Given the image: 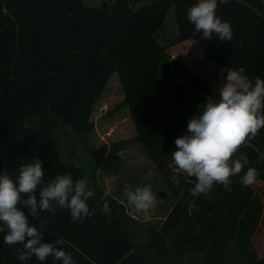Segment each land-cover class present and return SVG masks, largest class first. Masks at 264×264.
I'll return each mask as SVG.
<instances>
[{
	"label": "trees",
	"instance_id": "1",
	"mask_svg": "<svg viewBox=\"0 0 264 264\" xmlns=\"http://www.w3.org/2000/svg\"><path fill=\"white\" fill-rule=\"evenodd\" d=\"M139 2L111 0L88 8L81 0H0V174L6 171L15 181L20 166L36 157L43 162L45 185L69 173L74 182L86 179L83 167L62 162L52 137L57 126H62L86 143L93 132V107L113 74L122 89L119 106L128 110L133 139L163 171L176 150L175 139L187 132V125L173 124L155 104L160 67L169 68L167 46H161L157 38L171 5L178 26L172 44L192 39L214 68L243 67L247 78L264 79L262 0H217L216 15L233 30L230 42H219L215 34L211 41L201 39L202 33L194 32L187 10L198 0H152L135 10ZM193 78L218 100L217 90ZM259 143L260 147H240L233 157L245 155L249 163L231 178L233 200L226 202L224 214L215 207L219 201L197 196L191 217L176 211L179 202L159 229H140L111 196L106 197L110 213L102 211L105 191L93 178L87 180L93 190L87 204L95 214L82 221L73 222L68 209L57 208L55 214L40 212L41 226L27 208L22 211L30 225L40 228L44 241L62 239L57 247L70 254L75 264H229L224 249L234 242L235 249L239 248L243 239L248 246L260 221L259 196L240 183L249 167L258 169L257 180L264 182V134ZM105 147L94 150L95 156ZM185 185L190 192L193 184ZM218 186V192L225 190ZM36 195L39 198V189ZM179 228H186L187 233L194 230L196 236L175 234ZM6 234V229L0 231V264H41L34 256L23 262L17 259L19 246L4 244ZM252 253L250 264H264V257L257 260L254 252L248 255ZM43 264L62 261L49 257Z\"/></svg>",
	"mask_w": 264,
	"mask_h": 264
},
{
	"label": "clouds",
	"instance_id": "2",
	"mask_svg": "<svg viewBox=\"0 0 264 264\" xmlns=\"http://www.w3.org/2000/svg\"><path fill=\"white\" fill-rule=\"evenodd\" d=\"M217 7V0H198L187 10V18L195 25L194 32L202 33L201 39L211 41L215 34L219 42H230L233 38L231 24L216 15ZM244 72L243 67L227 71L226 82L218 90V100L209 96L203 112L188 121L186 134L175 139L176 150L171 153V158L176 174L171 179L179 187L180 176L195 178L194 187L190 189L194 197H207L216 184L231 191V178L240 174L249 163L247 156L233 159L234 155L264 128V79L255 77L253 81ZM42 164L36 157L31 163H23L15 181L6 171L0 174V222L7 233L3 243L10 247L18 245L17 259L22 262L34 256L41 264L49 257L62 264H75L70 254L57 247L63 240L44 241L40 228L30 225L22 208H27L41 226L44 220L40 212L55 214L57 208L68 209L73 222L82 221L95 214L87 204L93 190L87 179L74 182L70 173L57 175L43 184ZM259 175L258 169L249 167L240 177V183L251 186ZM38 189L39 198L36 195ZM124 194L137 213H148L156 207L157 200L150 186L135 190L125 186ZM110 195L105 191L101 197L105 213L111 211L106 199Z\"/></svg>",
	"mask_w": 264,
	"mask_h": 264
},
{
	"label": "rangeland",
	"instance_id": "3",
	"mask_svg": "<svg viewBox=\"0 0 264 264\" xmlns=\"http://www.w3.org/2000/svg\"><path fill=\"white\" fill-rule=\"evenodd\" d=\"M151 1L152 0H140V2L134 6V9L136 10L144 4H149ZM81 2L88 8H99L104 2L110 3L111 0H81ZM177 34L178 26L175 20V9L174 5H171L165 16L162 30L159 32L157 38L161 46H163L164 43L167 44L165 45L167 46L165 47V53L169 57V68L165 70L160 67L155 104L157 110L164 109L172 118H178L180 114L177 112L181 111V118L186 122L184 125H187L188 121L193 116L203 112L204 102L210 95L204 92L203 83L197 82L193 78L194 75L186 70L185 63L187 61L189 64L191 63L200 67V64L203 65L207 60L200 59L199 55L202 52L192 39L172 44V40ZM189 40L193 41L192 45L191 43H184ZM182 43L184 44L181 45ZM171 56H176V59L179 61L172 60ZM174 62L180 64L184 68L173 65ZM203 68L204 69L197 77L207 84L206 86L209 85L214 90H219L217 87L226 82L227 71L230 70H226L225 67L212 69L208 66ZM212 88L211 90L214 91ZM123 98L118 77L116 74H113L93 107L90 118V121L93 123V132L87 138V144L82 140L80 135L62 126H57L52 137L55 149H57L60 154L66 155L69 159L83 167L85 177L89 182L91 178H93L99 188L104 191L110 190L111 197L115 196L117 191L121 192L127 184L130 185L129 189L131 190H135L137 187L149 186L150 180L147 178V175L152 174L147 168L150 164V158L144 146L133 139L135 137V132L129 120L128 110L126 107L119 106ZM183 123L184 121L180 122V124ZM261 133L264 134V128L260 129L255 138L248 139L247 141L251 143L252 146L257 147L255 143L259 141V135ZM103 144L106 145V147L99 157H96L94 150L98 149ZM182 179L185 184L190 182V178H185L183 176ZM218 185L219 184H216L207 197L203 196V198L211 200V202L216 200L219 201L217 202L219 206L215 205V207L220 214H224L225 212L223 210L226 204L233 200L232 191L234 189L230 187L231 191L224 190L223 192H218ZM161 186V183H158L157 186H154L153 190L162 189L163 192H171L170 188L168 192L166 187L161 188ZM253 189L257 193L255 195H258V192L261 194L262 198H260V202L263 201L264 203V186L254 185ZM120 194H117V197L124 203V215H132L133 218L131 219L134 220V225H137L140 229L141 227L147 229H157L159 227L160 223L157 216L152 218L151 216L154 214L147 217L146 213H137L135 209L127 203L126 195L123 193V196H121ZM1 226H3V223ZM261 228L264 230V223ZM184 229L182 228L181 230ZM187 229L189 230L191 228ZM197 231L201 232L198 229ZM131 236L134 240H139L136 234H132ZM262 239L264 238L259 234L255 238L256 241H253L259 257L261 258L264 257V243ZM236 245L235 242L233 244H228L224 251H227V254L232 251L234 252V250H236ZM253 252L255 253L256 251L254 250ZM197 259L200 260L202 258Z\"/></svg>",
	"mask_w": 264,
	"mask_h": 264
},
{
	"label": "crops",
	"instance_id": "4",
	"mask_svg": "<svg viewBox=\"0 0 264 264\" xmlns=\"http://www.w3.org/2000/svg\"><path fill=\"white\" fill-rule=\"evenodd\" d=\"M262 1L264 3V0H262ZM166 40H168V39H166ZM184 43H191V45H192L193 44V41L192 40H189V41L184 42ZM184 43H182L181 45H183ZM165 45H167V44L164 43L163 46H165ZM199 57H200L201 60H205L203 53H200ZM171 59L172 60H175V61H179V60L176 59V56H171ZM203 65H205V66H203ZM203 65L200 64V67L199 66L197 67V66H195V65H193L191 63L189 64V62L186 61L185 68H186L187 71H189L190 73H192L196 77L199 75V73L202 72V70L204 69L203 67H208L209 66L210 68L215 69L213 67V63L210 62V61H205ZM223 72H224V70H223ZM222 84H224V83H222ZM220 87H221V85H219L217 88L219 89ZM162 111L165 112L164 109ZM177 113L180 114L178 118H172L166 112H165V115L167 116V118L169 119V121L172 122L173 124H175L177 126H185L184 124L186 122H185V120H183L181 118L182 117L181 116L182 115V112L181 111H178ZM183 121H184V123L183 124H180V122H183ZM178 124H180V125H178ZM262 134L263 133H261L259 136H261ZM255 144H256L257 147H259V145H260L259 141H256ZM245 146H252V145H251V143H249L247 141L241 147H245ZM149 163L150 164L147 166V168H148V171L152 172V174L151 175H147V178L150 180L149 186L151 187L152 192L154 191L153 190L154 186H157L158 183H161V185H162L161 188L166 187V190L168 192H169V188H170V190H171L172 193L171 192L170 193L163 192L162 189H157L156 191H154L153 194L156 197L157 204H156V207H155V209L153 211L146 213V216L148 217L149 215H153V214L154 215L151 216L152 218H154L155 216H157L158 217V220H159V223H160L159 224V227H158V229H159L161 227V225L166 221V219L168 218V216L170 214H172L173 210H175V208H176V206H177V204L179 202H180L179 208L176 211L178 213L184 212L188 216H190L191 204L193 203V201L197 200V196L194 197V196H192L190 194V192H187L186 191V185L184 184L183 179H182L181 176H180V181L181 182H180L179 187H177L173 183L171 177L173 175H175L176 173H175V170H174V166L172 164V161H170L167 164L168 166H166L163 171H159L158 170V167L156 166V164L151 159H150ZM189 184H193V187H194L195 180L194 181L191 180L190 182L187 183V185H189ZM254 185H257V186L260 185L261 187H263L264 186V182H262L260 180H256V182L253 185L249 186L252 189L253 194L255 195L257 193L253 189ZM126 186L128 188H130V185L129 184H127ZM124 188H123V190L121 192H118L117 191L116 193L117 194L122 193L120 195L123 196ZM188 189H190V187ZM108 192H110V190H108ZM117 194L115 196H113V198L118 203H120V204H122L124 206L123 201L120 200L117 197L118 196ZM258 196H259V198H262V196H261V194L259 192H258ZM261 205H262V211H261V215H260V221H259V223L257 225V229H255V231L253 232V234L251 235V237L248 240V243H249L248 246L249 247L248 246H244L245 240L243 239V241L241 242V246L239 248H236V250H234V252L232 251V252H230V253L227 254V251H224V253H226V255H227L226 258H227V261H228L229 264H250V262L252 261V255H253V253L251 255H248V254L251 253V252H253L254 250L256 251L255 254H256V257L257 258L256 257H253V258H256V259H260L261 258V257H259L257 248H255V245H254V242H253V241H256L255 238L259 234H261L262 235V238H264V230H263V228H261L263 226V223H264V203H263V201L261 202ZM130 217L133 218L132 215H130ZM1 224L2 223L0 222V228L2 227ZM181 229L179 228V230L175 231V234H178V233L180 235L181 234H183V235L184 234H189V235L192 234V235L196 236L195 231L192 230V229H189V230H192L189 233L184 232L185 229L184 230H181ZM262 240H263V243H264V239H262Z\"/></svg>",
	"mask_w": 264,
	"mask_h": 264
},
{
	"label": "water",
	"instance_id": "5",
	"mask_svg": "<svg viewBox=\"0 0 264 264\" xmlns=\"http://www.w3.org/2000/svg\"><path fill=\"white\" fill-rule=\"evenodd\" d=\"M191 23V22H190ZM191 25H193V23H191ZM61 160L62 162L74 167V168H81L80 165H78L76 162L72 161L71 159H69L66 155L61 154Z\"/></svg>",
	"mask_w": 264,
	"mask_h": 264
}]
</instances>
